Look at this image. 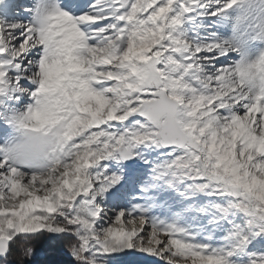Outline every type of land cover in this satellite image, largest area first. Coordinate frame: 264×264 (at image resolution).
I'll use <instances>...</instances> for the list:
<instances>
[{"label": "snow or ice", "instance_id": "obj_1", "mask_svg": "<svg viewBox=\"0 0 264 264\" xmlns=\"http://www.w3.org/2000/svg\"><path fill=\"white\" fill-rule=\"evenodd\" d=\"M0 264H264V0H0Z\"/></svg>", "mask_w": 264, "mask_h": 264}]
</instances>
